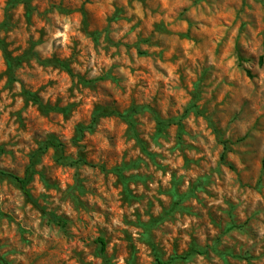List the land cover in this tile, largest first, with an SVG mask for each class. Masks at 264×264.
Here are the masks:
<instances>
[{
  "label": "rangeland",
  "instance_id": "obj_1",
  "mask_svg": "<svg viewBox=\"0 0 264 264\" xmlns=\"http://www.w3.org/2000/svg\"><path fill=\"white\" fill-rule=\"evenodd\" d=\"M0 44L26 55L11 68L0 48V170L24 177L50 136L87 163L48 149L36 205L0 176V264H155L193 247L175 264H264V0H0ZM133 106L148 109L145 151L115 115L74 142L96 111ZM151 111L180 131L157 137Z\"/></svg>",
  "mask_w": 264,
  "mask_h": 264
},
{
  "label": "trees",
  "instance_id": "obj_2",
  "mask_svg": "<svg viewBox=\"0 0 264 264\" xmlns=\"http://www.w3.org/2000/svg\"><path fill=\"white\" fill-rule=\"evenodd\" d=\"M0 48L2 49V52L4 53V56L7 60V63L9 65V67H11V68L14 65H17L19 62H21L26 57V55H23L22 57H18V58H11L10 55L8 53H6V50H5L3 45L0 44ZM42 64L45 66H53V67L60 68L64 71H66L71 76L73 75L67 61H59V60L53 59L51 61H43ZM248 76L249 77L251 76L249 72H248ZM24 97L27 101H32L35 104H39V108L43 112L56 110L54 108L46 107V106H43L42 104H40L38 99L36 98L35 94L29 93V92H24ZM145 110H148V109L146 107H135V106L131 107L129 110L124 111L122 113H119L116 111H110V110L107 111L106 109H104V110L100 109L93 114L91 124L88 127L80 126L76 129V137L74 139V142L80 141V139L82 138L83 133L85 131H91L93 129L94 125L97 123L99 118L115 115V116L119 117L121 120H123L129 126L137 144L139 145V147L141 148L142 151H145V147H144L142 141L139 140V138L135 134V130H134V125H135L134 117L139 112L145 111ZM152 116L154 118V122H155V126H156L155 129H156V136L157 137H161L163 135V133L165 132V130L172 124L177 125L178 131H180V129H181V125L179 124V122L161 119L154 112H152ZM62 148H63V145L60 142H58L53 136H50L47 138L46 141H44L43 143H41L39 145L37 150L32 155L29 169L27 170L26 175L24 177L20 178V177H17L15 175H12L11 173H8L6 171H2V170H0V176L11 178L17 184V186L20 188V190L23 192V194L26 196V198L31 203L35 204L36 201L29 194V192L27 190V185L30 182L32 175L35 174V171L33 169L34 165L38 162L41 155H43L48 149H53L55 152V155L59 154L56 157V162L61 164V165L78 166V165H86L87 164L86 161L81 156H79L74 161H69L67 158L63 157ZM3 152L4 151H3L2 147L0 146V155ZM262 165L264 166V158L262 161ZM115 173L119 177L121 176V171L119 169L115 170ZM180 201H181V196L178 197L177 200L172 205V207H171L172 211L176 210V208L180 204ZM50 220H52L53 222H56L57 224H59V222H60V219L54 215H50ZM97 242L100 244V252H101V254H103L105 251V241L103 238H99L97 240ZM202 254H204L203 250H200V249L193 247V248L189 249V251L185 252L184 254L173 255L167 261H162L160 259H156L155 264H175V263H179V262H187L192 257H194L195 255H202Z\"/></svg>",
  "mask_w": 264,
  "mask_h": 264
}]
</instances>
